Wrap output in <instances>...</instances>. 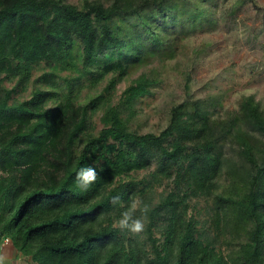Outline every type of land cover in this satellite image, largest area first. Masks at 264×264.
I'll return each mask as SVG.
<instances>
[{
	"label": "trees",
	"instance_id": "16d2710c",
	"mask_svg": "<svg viewBox=\"0 0 264 264\" xmlns=\"http://www.w3.org/2000/svg\"><path fill=\"white\" fill-rule=\"evenodd\" d=\"M169 3L0 0V244L11 240L36 264H264V143L253 133L264 136V111L255 98L230 118L206 99H186L159 134L132 127L152 77L141 75L114 100L132 68L125 53H150L127 20L143 19L160 45L143 13ZM66 71L77 75L64 87ZM105 81L80 102L85 82L94 90ZM85 166L97 179L82 191L76 174ZM164 182L170 190L147 213L144 239L115 226ZM202 199H213L215 237L194 214ZM226 232L229 254L217 245Z\"/></svg>",
	"mask_w": 264,
	"mask_h": 264
},
{
	"label": "rangeland",
	"instance_id": "374dc122",
	"mask_svg": "<svg viewBox=\"0 0 264 264\" xmlns=\"http://www.w3.org/2000/svg\"><path fill=\"white\" fill-rule=\"evenodd\" d=\"M66 1L83 6V0ZM101 1L110 3L112 0ZM174 13H177L176 21ZM143 15L153 22V29L161 32L163 41L160 45L152 42L147 27L142 25L143 19L127 20V25L135 26L136 36L141 39L137 44H145L150 53H142L139 57L125 53L124 60L132 68L117 86L114 97L118 102L124 91L143 74L156 81L152 94L139 99L134 107V129L159 134L169 123L172 107L186 99H206L216 104L213 109L223 118L234 116L243 100L250 96L264 111V0H170L166 8H147ZM43 72L36 71L34 77ZM76 75L69 71L61 73L63 86L67 85L65 78ZM107 82L94 90L85 82L79 92L80 102L85 103L91 94L101 92ZM15 85L16 82H6L8 88ZM32 89L33 84L20 96L30 97ZM100 117L101 114L95 119L99 129L102 128ZM253 133L264 143L263 135ZM226 149L230 155L236 156L230 144ZM138 178L148 179L150 172H140ZM220 181L223 185L228 183L226 174ZM170 186L168 182L155 185L147 200H137L140 207L147 205L152 209ZM196 206V218L215 237L218 232L212 224L213 199H202ZM134 215L141 217L138 213ZM145 228L144 223V230L136 233L141 239L146 236ZM229 240L231 235L226 232L217 243L226 254L235 249L225 243Z\"/></svg>",
	"mask_w": 264,
	"mask_h": 264
},
{
	"label": "clouds",
	"instance_id": "9594fccd",
	"mask_svg": "<svg viewBox=\"0 0 264 264\" xmlns=\"http://www.w3.org/2000/svg\"><path fill=\"white\" fill-rule=\"evenodd\" d=\"M97 172L92 166L81 167L76 174V183L82 191H87L89 187L96 181ZM119 197L113 198V203H118ZM149 207L144 205L140 207L139 201H132L121 214V218L116 222V227L124 230H128L131 233H140L144 230V222L147 219V213L149 212ZM139 211L141 217H136L134 214Z\"/></svg>",
	"mask_w": 264,
	"mask_h": 264
},
{
	"label": "crops",
	"instance_id": "0c3cea01",
	"mask_svg": "<svg viewBox=\"0 0 264 264\" xmlns=\"http://www.w3.org/2000/svg\"><path fill=\"white\" fill-rule=\"evenodd\" d=\"M0 264H36L30 257L19 252L11 240L0 244Z\"/></svg>",
	"mask_w": 264,
	"mask_h": 264
}]
</instances>
